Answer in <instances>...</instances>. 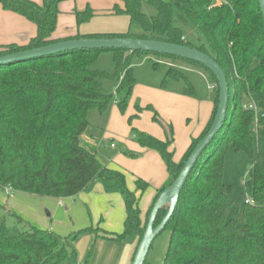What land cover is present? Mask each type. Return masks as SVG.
I'll use <instances>...</instances> for the list:
<instances>
[{
    "label": "trees",
    "instance_id": "trees-1",
    "mask_svg": "<svg viewBox=\"0 0 264 264\" xmlns=\"http://www.w3.org/2000/svg\"><path fill=\"white\" fill-rule=\"evenodd\" d=\"M63 1L69 0H41L40 4L0 0L4 11L35 26V34L27 43L0 45V56L72 39L135 38L195 48L220 65L229 90L225 121L188 175L165 225L169 240L162 264H264V20L258 0H119L121 5L114 4L109 13L128 18L126 32L83 35L77 31L73 36L54 38L59 4ZM143 3L153 7L155 14L144 13ZM174 7L200 33L198 44L187 40L180 28L172 24ZM72 15L78 28L94 14L87 6L73 9ZM104 51L112 53V74L93 68ZM133 55L178 59L201 68L213 81L214 95L205 127L198 136L191 137L177 162L173 160L172 125L164 122L150 105L141 108L137 102L134 104L136 113L128 117L129 125L145 109L152 112V122L164 131L161 140L132 128L135 142L155 151L167 172V180L156 190L144 220L138 203L149 184L137 178L135 190H128L122 171L103 165L81 145V136L89 127L87 112L103 111L114 99L104 90V79L118 81L119 98L115 103L119 112L125 113L135 86ZM157 65L153 63L154 68ZM166 76L179 79L183 75L169 67ZM187 87L184 94L192 96L193 89L190 84ZM218 91L215 76L203 65L154 52L80 49L0 64V186L61 200L86 192L91 184L101 181L106 190L123 196L125 207L120 234H100L97 228H85L71 241L51 231L19 230L0 217V264H65L67 258L77 257L74 241L86 234L135 244L136 249L158 194L176 178L209 130L217 110ZM249 101L259 110L256 130L254 112L243 109ZM227 146L254 158L244 181L247 197L231 218L228 212L234 203L230 197L232 186L223 182ZM124 154L130 158L138 156L131 151ZM246 199L252 202L245 203ZM167 209L165 205L158 211L155 225Z\"/></svg>",
    "mask_w": 264,
    "mask_h": 264
},
{
    "label": "rangeland",
    "instance_id": "rangeland-1",
    "mask_svg": "<svg viewBox=\"0 0 264 264\" xmlns=\"http://www.w3.org/2000/svg\"><path fill=\"white\" fill-rule=\"evenodd\" d=\"M114 4L121 5V2L119 0H69L61 2L59 8L68 9L65 12H70L73 9L83 10L88 6L94 15L85 23L92 26L94 32L121 33L127 30V19L124 15L109 13ZM142 10L147 15L155 14L154 8L146 3H143ZM172 24L180 28L187 40L194 44L199 43L200 33L175 7ZM133 29L140 31L138 27ZM153 63L158 64L156 68L153 67ZM131 66L135 86L125 113L121 114L115 103L119 98L116 93L118 81L104 79L103 88L107 93L113 94L114 99L103 111L91 109L87 112L90 126L82 136L81 145L94 153L103 165L122 171L128 190H135L137 178L149 183V187L141 194L138 203L139 208L144 209L147 192L155 188L153 179H156L157 174H154V168L160 164L153 161L147 163L143 158L138 160L127 157L124 151L141 152L135 142L132 128L146 132L155 138L157 137L153 134L160 133L159 135L163 138L158 139L161 140L164 139V134L161 127L152 122V112L149 110H142L139 118L129 125L128 117L136 113L134 104L137 102L141 108L150 105L163 121L171 123L174 132L173 160L175 161L180 155L182 143L193 130L200 126L207 115L209 104L214 96L213 81L201 68L178 59L133 55ZM169 67L179 70L183 76L179 79L167 77L166 70ZM93 68L112 74L114 72L112 53L101 52ZM188 84L193 89L192 96L184 94ZM184 96L196 103L183 102L180 98ZM153 154L160 158L157 153L153 152ZM253 161V157L234 151L230 146L225 149L223 182L232 186L230 197L234 202L228 212V218L234 217L236 210L242 206L244 198L247 197L244 181ZM61 201L59 203L58 198L31 195L17 190L7 191L0 186V217H4L9 226L19 230L34 228L51 231L69 241L79 230L85 228H97L100 234L105 232L120 234L123 231L124 198L118 192L106 190L101 181L91 184L88 191L74 197L63 198ZM142 219H145V215ZM168 240L169 231L165 229L155 237L146 257L147 264H162ZM122 245L132 244L95 238L94 234L81 235L74 241L77 257L67 258L64 263L112 264L113 256L120 255L118 249H123Z\"/></svg>",
    "mask_w": 264,
    "mask_h": 264
},
{
    "label": "water",
    "instance_id": "water-1",
    "mask_svg": "<svg viewBox=\"0 0 264 264\" xmlns=\"http://www.w3.org/2000/svg\"><path fill=\"white\" fill-rule=\"evenodd\" d=\"M264 20V0H258ZM80 49H125L171 55L199 63L206 67L216 78L218 85V105L215 117L204 137L197 143L176 178L157 196L147 218L143 235L138 242L130 264H144L155 237L163 231L176 206L184 183L206 146L219 133L226 117L228 104V85L220 65L209 55L185 45L167 43L159 40L135 38H80L52 43L46 46L0 56V64L17 62L29 58L50 56ZM167 205V212L155 225L157 213Z\"/></svg>",
    "mask_w": 264,
    "mask_h": 264
},
{
    "label": "crops",
    "instance_id": "crops-1",
    "mask_svg": "<svg viewBox=\"0 0 264 264\" xmlns=\"http://www.w3.org/2000/svg\"><path fill=\"white\" fill-rule=\"evenodd\" d=\"M31 1H34L38 4L41 3V0H31ZM59 6H60V4H59ZM59 11H60V13H59L58 18H57V26H56L55 32L53 34L54 38H65V37L73 36L77 33V31L83 35L101 33V32H94V28L92 26L86 24V23L80 25L77 28L76 24H75L74 17L72 15V10L70 12H65V11H68V9L67 10H61V8H59ZM126 19H127V29H128L129 20L127 17H126ZM126 31H123L121 33H124ZM108 33H112V32H108ZM34 34H35V26L32 23L28 22L27 20H25L24 18H22L16 14L4 11L0 6V45L8 44V43H16L19 45L25 44L29 41V39L31 37L34 36ZM180 99L183 102L196 103L194 100L189 99L185 96L180 98ZM184 100H186V101H184ZM212 106H213V103L211 102V104H209V107H208L209 110L207 112V115L205 116V118H203V121L201 122L200 126H198V128L196 130H193L191 132V134L188 135V138H186V141L184 143H182V146L179 150L180 155L178 158L175 159L176 162L182 157L183 153L185 152L187 146L190 143L191 137L198 136L200 134V132L202 131V129L205 127V125H206V123L210 117ZM193 108H195V106H193ZM89 126H90V124H89ZM162 131H163V129H162ZM159 134L160 133H158V134L154 133L153 135L156 136L157 138H163V136H161ZM163 134H164V131H163ZM82 136H81V139H82ZM138 147H139V150L141 152L137 153L138 156L135 159L139 160V159L143 158L146 160L147 163H150L151 161H153L157 164H160L154 168V171H155L154 174H157L156 179H153L155 181V188L151 189V191L147 192V195H146L147 200L145 201V208L144 209L140 208L141 218H143L147 209H148V206H149L152 198L155 195L156 190L159 189L166 182L167 172H166L165 166H164L161 158L158 159V157L153 154V152L156 153L155 151L142 148L139 145H138ZM161 164L163 167L161 166ZM163 170H165V171H163ZM66 209H68V208L66 207ZM124 211H125V207H124ZM124 218H125V215H124ZM123 221H124V219H123ZM117 248H119V247H117ZM121 248H123V249H118L120 255H117V256L114 255L113 256V254H112V256H113V258H112L113 263L112 264H130L131 263V260H132V257H133L134 251H135V244L124 245V246L122 245ZM107 251H110V249H107Z\"/></svg>",
    "mask_w": 264,
    "mask_h": 264
},
{
    "label": "built area",
    "instance_id": "built-area-1",
    "mask_svg": "<svg viewBox=\"0 0 264 264\" xmlns=\"http://www.w3.org/2000/svg\"><path fill=\"white\" fill-rule=\"evenodd\" d=\"M243 109L245 110H252L254 112L255 118H254V124H253V130H256L258 126V115H259V110L256 107V104L253 101H249L247 104L243 106ZM7 191H11L9 187H4ZM62 201L59 200V203ZM252 201L250 199H246L245 203H251Z\"/></svg>",
    "mask_w": 264,
    "mask_h": 264
}]
</instances>
